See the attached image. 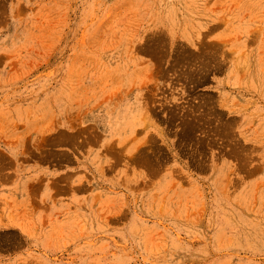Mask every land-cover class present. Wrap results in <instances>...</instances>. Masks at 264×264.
I'll return each mask as SVG.
<instances>
[{
  "label": "rangeland",
  "instance_id": "obj_1",
  "mask_svg": "<svg viewBox=\"0 0 264 264\" xmlns=\"http://www.w3.org/2000/svg\"><path fill=\"white\" fill-rule=\"evenodd\" d=\"M32 166L57 206L3 207L0 264H264V0H0V180Z\"/></svg>",
  "mask_w": 264,
  "mask_h": 264
},
{
  "label": "crops",
  "instance_id": "obj_2",
  "mask_svg": "<svg viewBox=\"0 0 264 264\" xmlns=\"http://www.w3.org/2000/svg\"><path fill=\"white\" fill-rule=\"evenodd\" d=\"M46 174L47 173L38 171L36 167L32 166V170H30L29 174L30 177L25 179L18 178V176L13 178L14 176L12 175H4L2 180H0L2 188L0 192V223L4 222L5 220V216H2V214H4L3 207L7 205L8 202L13 198L27 197L30 199L35 196L37 199H39L40 203L47 206L49 210L54 209L57 206V195L54 192L56 189L52 182L53 180H48L45 182L47 178ZM61 185V189L64 188L65 191L63 194H61V197L65 198L69 193L70 186L62 182ZM78 187L79 183L77 184V188ZM10 227L13 229H18V227L15 225Z\"/></svg>",
  "mask_w": 264,
  "mask_h": 264
}]
</instances>
